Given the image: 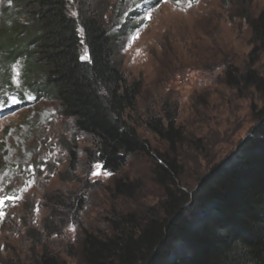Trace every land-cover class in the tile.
I'll use <instances>...</instances> for the list:
<instances>
[{"label": "rangeland", "instance_id": "rangeland-1", "mask_svg": "<svg viewBox=\"0 0 264 264\" xmlns=\"http://www.w3.org/2000/svg\"><path fill=\"white\" fill-rule=\"evenodd\" d=\"M67 2L71 16L97 19L111 33L125 21L138 23L125 38L123 71L129 82L142 83L129 120L152 153L133 155L109 175L87 157L91 138L62 114L56 97L26 87L24 59L7 78L0 70V264H35L45 251L65 264H83L86 233L108 235V218L144 216L164 199L155 177L161 156L175 158L180 186L195 190L250 134L254 109L263 105L256 89L229 87L226 70L234 65L244 72L257 48L254 68L264 77V42L242 17L247 7L257 17L264 0ZM7 6L13 1L0 0V18ZM166 110L179 130L174 148L147 126L152 117L166 121ZM78 198L80 207L63 204Z\"/></svg>", "mask_w": 264, "mask_h": 264}, {"label": "trees", "instance_id": "trees-1", "mask_svg": "<svg viewBox=\"0 0 264 264\" xmlns=\"http://www.w3.org/2000/svg\"><path fill=\"white\" fill-rule=\"evenodd\" d=\"M12 1L0 18L3 76L24 59L26 87L56 97L62 114L91 138L87 157L104 171L118 174L133 155H151L150 143L129 120L142 83L129 82L123 71L125 38L138 23L125 21L111 33L97 19L71 16L67 0ZM242 17L256 41L264 42V9L253 17L247 7ZM256 57L257 48L242 73L234 65L226 70L229 87L254 88L262 95L249 136L212 167L196 191L180 186L177 160L161 156L155 177L164 199L144 216L108 218V235L86 233L83 264H264V77L254 68ZM166 111V121L152 117L147 126L174 148L179 130ZM117 188H125L122 180ZM63 204L80 207L82 199ZM35 264L65 263L45 251Z\"/></svg>", "mask_w": 264, "mask_h": 264}, {"label": "water", "instance_id": "water-1", "mask_svg": "<svg viewBox=\"0 0 264 264\" xmlns=\"http://www.w3.org/2000/svg\"><path fill=\"white\" fill-rule=\"evenodd\" d=\"M249 136V135H248ZM248 136H246L243 140H245ZM238 148V147H237ZM236 148V150H237ZM207 176L203 177L200 184L206 179ZM200 184L197 186V188L200 186ZM197 188L195 189V191L197 190Z\"/></svg>", "mask_w": 264, "mask_h": 264}, {"label": "snow or ice", "instance_id": "snow-or-ice-1", "mask_svg": "<svg viewBox=\"0 0 264 264\" xmlns=\"http://www.w3.org/2000/svg\"><path fill=\"white\" fill-rule=\"evenodd\" d=\"M94 175H98L99 173H93ZM109 175L111 174V173H108ZM9 199H12L11 197H9ZM0 203H2V201H0Z\"/></svg>", "mask_w": 264, "mask_h": 264}]
</instances>
